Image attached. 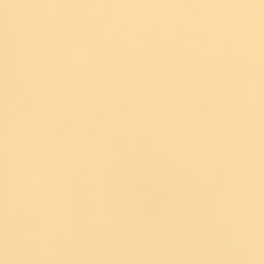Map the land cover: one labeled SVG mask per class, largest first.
I'll return each mask as SVG.
<instances>
[{"label": "rangeland", "instance_id": "obj_1", "mask_svg": "<svg viewBox=\"0 0 264 264\" xmlns=\"http://www.w3.org/2000/svg\"><path fill=\"white\" fill-rule=\"evenodd\" d=\"M223 1L35 0L38 5L44 3L50 6L49 10L54 13L51 22L55 25V40L59 42V46L68 47L70 51L82 46L91 51V68L85 69L88 70L85 74L80 72V77L90 79L95 84L90 96L92 129L96 127L98 130H106L110 126L104 113L98 111L96 115V110H93L103 107L104 98L113 99L110 105L116 103L113 107L115 111L118 110V104L126 100L125 115H128L127 126L132 136L124 137L122 143L134 150L136 160L131 161L139 162L141 197L138 218H118V245L123 243L129 249L130 241L138 240L139 264L143 263L141 258L146 259L147 245L154 256L150 258L153 257L158 264L168 257L172 263L173 261L177 263V259L184 256L193 262L197 259V264H204L208 258L218 259L219 264H223L227 259L232 260L234 264H242L245 259H251L246 250L232 247L228 243L236 223L237 197H242L243 193L232 177V169L226 164L229 162L230 152L222 147L224 143L234 142L243 126L246 133L252 137L254 116L252 121L240 122L239 132L233 139L223 141L219 138L217 126L230 100L223 112L213 117L209 105L221 97L222 89L217 84L221 89V95L214 101L206 100L203 94L204 83L208 79H214L211 75L216 69L214 65H209L212 60L210 55L213 56L222 47L224 52L229 44L226 42L227 37L233 38L228 28H224L220 18H217V15L222 13L217 10L212 12L217 2L219 4L216 7L223 8ZM232 2V7L238 3H250L249 8L255 19L258 22L264 20V0H248L249 3L245 0ZM177 17L180 20L175 23ZM86 21L91 22L93 26L81 30L80 26ZM101 22L117 24L118 33L110 39L102 38L95 27ZM184 22L193 24L191 32L181 27ZM169 24L174 27L166 30L165 26ZM205 31L209 36H205ZM167 34L171 35V39L168 45L165 43L163 52L165 44L161 40ZM154 39H158L159 45L156 43V47L150 49ZM2 42L1 36L0 49ZM235 43L238 44L237 40ZM130 47L135 48L137 53L129 55ZM68 48L66 54L69 53ZM147 49H150V52H147ZM58 59L66 58L61 59L59 56ZM165 63L167 67L164 66ZM3 79H7V76L0 75L1 87ZM145 91L149 94L144 95ZM167 94L182 98L184 105L176 107L171 104L172 102L164 101L163 97ZM131 102L134 104L131 105ZM249 110L252 114L250 107ZM5 115L6 109L0 104L1 130H4L6 124ZM195 115L202 117L205 131L197 130L195 127ZM102 123L107 125L105 129ZM69 126L79 133L84 130L80 121L70 122ZM106 131L111 135L107 140L108 145H112L113 148L104 146L107 163L97 172L95 161L86 159V167L89 169V176H86L88 186L82 187V180L78 179L71 190L69 200L74 198L79 199V202L76 204L77 201L72 200L73 204L65 205L64 218L72 226L71 242L63 246L58 253L49 256L56 257L52 261L48 257L25 261L23 264H66L63 257L65 252L66 255L70 253L73 260L78 257V264H89L90 257L86 245L90 244L88 243L90 237L87 234L85 213L89 209L92 210L88 209V201L91 200L89 201L91 205L98 204L99 198V195H94L93 183L102 178L100 182L104 189L105 185L114 184L119 173L118 156L114 149L119 146L121 139L118 137L113 139L112 129ZM246 133L241 138L245 144L249 143L246 141L250 138L244 136ZM174 136L176 143H171ZM97 139L99 138L95 135L90 136L89 142L93 143ZM1 140L2 138L0 145ZM101 141L103 142V139ZM247 159L254 158L249 156ZM7 160V151H1L0 148V163H7ZM246 160L244 164L249 165ZM2 172L4 171H0V174ZM5 174L9 179L7 171ZM7 189L8 187L0 186V192ZM111 189L114 190V187H110ZM230 198L235 201L231 202ZM253 204L255 209L252 211L253 214L246 220L241 218L240 221V226L251 237L253 236L248 230L250 224L264 225L262 218L264 196L258 195ZM125 208L130 209L129 205ZM94 209L100 210L98 205ZM148 212L154 213V217H149ZM195 222L202 225L205 233L197 231L199 228ZM7 224L8 198L0 200V243ZM102 227L100 224L99 227L95 226L92 229L98 234ZM152 231L154 233H150ZM180 243L185 247L183 253ZM0 264L17 262L6 259L0 249Z\"/></svg>", "mask_w": 264, "mask_h": 264}, {"label": "clouds", "instance_id": "obj_2", "mask_svg": "<svg viewBox=\"0 0 264 264\" xmlns=\"http://www.w3.org/2000/svg\"><path fill=\"white\" fill-rule=\"evenodd\" d=\"M91 15V14H90ZM54 13L45 9L34 35L9 47L12 57L6 81V124L4 143L8 160V224L0 243L4 257L17 264L47 259L58 253L72 240V226L64 218L65 205L72 188L80 179L81 162L85 151L96 158L97 172L107 163L104 144L97 139L89 144L76 137L70 127L62 134L58 123L63 120H81L91 111L90 96L94 81L84 83L72 79L76 70L88 64V51L82 46L72 49L65 60L52 52L55 25ZM86 21L80 27H92ZM102 38L110 39L119 31L113 22L95 25ZM174 25H166V30ZM181 27L191 32L193 24ZM227 28L238 43L252 47L259 39L260 26L254 13L245 5H235L227 11ZM63 82L64 96H57L55 85ZM147 91L144 95H148ZM236 111L243 116L242 103ZM235 135V133H233ZM176 143V137L171 138ZM94 195L103 194L100 181L93 183ZM247 208L238 198L235 226L228 243L246 250L250 258H264V243L251 237L240 221ZM139 241L129 243L128 254L134 255ZM264 264V261H262Z\"/></svg>", "mask_w": 264, "mask_h": 264}, {"label": "crops", "instance_id": "obj_3", "mask_svg": "<svg viewBox=\"0 0 264 264\" xmlns=\"http://www.w3.org/2000/svg\"><path fill=\"white\" fill-rule=\"evenodd\" d=\"M43 0H40L42 2ZM248 2V0H245ZM45 3L48 4V1ZM232 0H224L223 1V8L216 7L212 8V12L216 11L221 12V15H217V18H220V23H223V27L227 28V11L232 8L231 5ZM42 4V3H41ZM240 5H246L250 7V3H238ZM50 6L38 5L35 0H0V10H3L7 15V22L2 31V46L0 49V75L7 76L9 71V64L12 57L9 54V47L13 46V48L18 45L21 41L31 38L35 31L38 24L41 23L42 13L45 9L49 10ZM218 8V9H216ZM224 11V12H223ZM211 12V11H210ZM161 18V17H160ZM179 17L175 18V23L179 21ZM261 21V20H260ZM137 23V22H136ZM174 23V24H175ZM219 23V22H218ZM134 25V24H133ZM260 26V36L258 41L252 46L249 47L247 43L240 44L235 43V38H228L226 42H228V48H225L223 52V47L220 51H216V54L210 55V63L209 65H214L215 72L209 74L214 77L216 83L222 89L221 97H218L212 104L209 105L211 116L213 117L219 114L221 111L225 109L229 100L234 98H242L244 99L254 116V122L252 125L253 128V135L250 137L246 133V128L243 126L241 133L236 138V140L232 143H224L222 149L230 152L229 162L226 163L230 169H232V177L236 180L239 187H241V193H243L241 198L243 203H246L247 214L243 217L244 220L249 218L251 214H253L254 204L253 202L256 200L257 196L260 197L264 196V20L259 22ZM229 34H231L229 32ZM123 37V36H121ZM131 37V36H127ZM171 35L168 34L162 39L161 41L168 45L170 43ZM123 40V39H122ZM125 40H127L125 38ZM129 40V39H128ZM131 42V41H130ZM234 42V44H232ZM156 43L159 45L158 39H154L153 46L150 49L156 47ZM69 44V43H67ZM164 45L163 49L166 47ZM232 44V45H231ZM170 45V44H169ZM239 45H243V47H239ZM62 46V45H61ZM59 46V42L55 40L52 46L53 54L58 58L61 56L62 58H67L66 50L67 48ZM147 49V52H150ZM243 49V50H241ZM130 53H137L135 48L129 49ZM89 57H88V64L86 66L81 67L82 69L76 70L75 74L73 75L72 79L76 82L84 83L89 81L87 78L80 77V72L87 73L88 67L91 68V51L87 50ZM154 51V50H153ZM68 52L70 49L68 48ZM165 52V49L163 50ZM162 53V52H161ZM164 55V53H163ZM133 57V56H132ZM164 66H168L165 63ZM168 70V69H167ZM164 76V75H163ZM165 78V77H164ZM6 81L7 79H3L2 84L0 86V104L3 105V108L6 109ZM56 94L57 96H64L67 93L64 91L63 82H57L55 85ZM113 99L106 100L104 98L103 107L100 109H93L96 110V115L99 112L105 114V118L107 119V123L110 125L107 129H112V137L117 138L120 140L119 146L114 149L118 156V178L114 181V184L105 185L102 195H99L97 198L98 204L91 205L89 201L88 209L91 208L92 210H88L85 213L87 224H88V235L90 237V244H87V251L89 253V264H139V249H137L135 255H129L128 249L124 246V244L118 245V218L126 219L129 217L130 219H135L139 217L138 206L140 205V165L139 162L131 161V159L136 160L134 158V150L130 149L129 146L123 145L124 137L129 138L132 136V133H129V126L127 121V109L126 100L119 103L118 101V110L115 111L116 101H114L115 105H110ZM134 103L131 102V105ZM112 106V108H110ZM94 112V114H95ZM92 114V115H94ZM91 114L89 113L86 118L81 120H61L58 123V128L60 132L58 134H62L63 129L65 127H70V122H77L80 121L81 125L84 130L82 133H79L78 130H72L73 134L83 139L86 143H89L90 136H96L99 140L103 139L104 146H108V148H112V145H108V138H111V135L107 134L106 130H98L96 127L92 129V122H91ZM101 124V122H99ZM98 123V126H99ZM102 126L107 127L106 124ZM98 130V131H97ZM246 133L244 136L250 137L247 141L249 143L245 144L244 141L241 140L243 134ZM1 140V151H7L4 141V130L0 129V139ZM106 141V143H104ZM113 149V148H112ZM249 156H252L253 160H246ZM86 159L94 160L96 163L95 156L90 151H85L84 157L81 162V172L80 178L82 180L81 186L87 187L88 178L89 176V169L86 167ZM129 159V160H128ZM245 160L248 161L249 165L244 164ZM128 161V162H127ZM145 162V161H144ZM147 164V162H145ZM97 165V163H96ZM98 167V165H97ZM0 171H4L0 174V186L1 187H8L9 179L5 174L7 171V163L2 162L0 163ZM86 178V179H85ZM79 179V180H80ZM99 181L103 180L98 179ZM261 186V187H260ZM110 187H114V190ZM2 197L0 200H5L8 197V191L3 190L0 192ZM73 202L77 201L78 204L79 199H72ZM71 200V201H72ZM231 202H234L235 199ZM238 200V199H237ZM69 200L68 203L73 204ZM83 201H85L83 199ZM82 201V202H83ZM100 202V204H99ZM75 204V206H76ZM96 205L99 207V211L94 209ZM129 205L130 209H126L125 207ZM73 206V205H72ZM94 206V207H93ZM70 207V204H69ZM118 207L119 211H118ZM264 207V206H263ZM71 208V207H70ZM68 208V209H70ZM264 210V209H263ZM251 211V213H248ZM149 217H154V213L149 214ZM69 216H71L69 214ZM262 218H264V212L262 213ZM100 224L103 225L102 230L97 234L92 228L97 226L99 227ZM153 224V222H152ZM195 225L199 230L200 233H205L204 228L199 222H195ZM153 226V225H152ZM249 233L253 236V238H258L261 243H264V225L259 224H250L248 227ZM180 228L178 232L180 233ZM187 232V230H186ZM154 233V231L150 232ZM92 241V242H91ZM168 247V243L166 245ZM180 249H182V253L185 250V247L182 243H180ZM153 251V250H152ZM67 252L63 253V257L66 264H78L79 258H75L74 260L70 257V253L66 255ZM142 253V252H141ZM146 259L141 258L143 263L141 264H158L153 259V254L149 246L147 245L146 250ZM186 255V253H184ZM134 256V257H133ZM150 256H153L150 258ZM74 261V263H72ZM160 264H174L176 261L171 262L170 258H164L161 260ZM264 259L254 260V259H245L244 263L242 264H262ZM189 262V263H188ZM197 259L195 262L191 259H187L186 256L183 258H178L177 263L175 264H197ZM202 261H198L200 263ZM203 264V263H200ZM204 264H219L218 259L208 258ZM223 264H234L232 260H225Z\"/></svg>", "mask_w": 264, "mask_h": 264}, {"label": "built area", "instance_id": "obj_4", "mask_svg": "<svg viewBox=\"0 0 264 264\" xmlns=\"http://www.w3.org/2000/svg\"><path fill=\"white\" fill-rule=\"evenodd\" d=\"M6 22H7V15L5 14V12L0 10V40L2 36L1 31L3 30ZM205 32H206L205 36L206 37L209 36V33L207 31ZM203 94L205 95L204 97L206 98V100H209V101H214L216 97L221 95V89L219 88V86L217 85V83L214 81L213 78L208 79L206 83H204ZM163 100L168 101L170 103L172 102L171 104H173V106H176V107H181L184 105L182 98L173 96L170 94L165 95L163 97ZM238 102L242 103V106L244 109V113L242 117L239 116L236 111V105ZM5 119H7V114L5 115ZM194 120H195L194 125L197 128V130H200V131L206 130L202 124L201 116L195 115ZM243 120L245 121L253 120V115L251 114L249 110V106L244 100L240 98L231 99L225 111L223 112L220 118V122L217 126L219 138L226 142L233 139L239 132L240 122H242ZM233 133H235V135H233ZM49 259L52 261L56 259V257H49Z\"/></svg>", "mask_w": 264, "mask_h": 264}, {"label": "bare ground", "instance_id": "obj_5", "mask_svg": "<svg viewBox=\"0 0 264 264\" xmlns=\"http://www.w3.org/2000/svg\"><path fill=\"white\" fill-rule=\"evenodd\" d=\"M71 252V251H70ZM65 262V261H64Z\"/></svg>", "mask_w": 264, "mask_h": 264}]
</instances>
